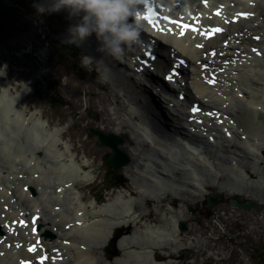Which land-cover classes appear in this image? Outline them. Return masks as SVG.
I'll return each instance as SVG.
<instances>
[{
    "label": "bare ground",
    "instance_id": "1",
    "mask_svg": "<svg viewBox=\"0 0 264 264\" xmlns=\"http://www.w3.org/2000/svg\"><path fill=\"white\" fill-rule=\"evenodd\" d=\"M177 1H179L180 4L175 7V10H181L182 14H184L182 11V6L189 7L191 11L194 9V7H198V10L201 13L206 11V9L200 5L199 0H176V2ZM249 1H254L255 5H250ZM209 2L210 4L208 11L212 9L211 6L224 3L230 4L231 2H234L233 7L228 5L225 10H228L231 13V11H234L233 8L236 7L237 11L242 9L255 13V17L253 16L251 18V15L244 14V17L237 20L234 24H227L228 33L221 37L224 40L233 33H236L238 34L237 37L240 38L239 33H242L243 39L241 45L245 46L247 50H249L250 47H258V50L262 55L261 59L264 60V0H209ZM60 11L61 10L58 12ZM222 18L223 14L220 15V19ZM215 21H218V19H215ZM76 23L78 22L67 23L65 28L62 29V32L58 34L62 41L67 40L68 29L70 26H73ZM250 33L251 36H261L259 43L252 42L250 38L244 39ZM95 36L96 35L93 33L92 37ZM157 40L162 42V44L165 43L167 45L166 48L168 53L174 52L177 56H184L189 63V67L184 75L186 85L181 88L186 92L185 99L182 102H179L176 99V95L169 91L164 97L163 103H166L168 106H175L179 108L180 112L176 117L177 120L182 119L185 115L191 117L187 113L185 114L184 108L186 104H189L190 102H197L201 104L206 110L217 109L222 114L228 115L227 120L233 119L234 122L232 126H229L227 130L232 132V136L229 139H225L223 133L218 132L215 134L217 136V143L225 146L226 148H234L233 151L229 152L230 156L227 159V164H229L232 170L236 173L234 174L236 177L233 180V183L238 186L243 182L246 184L247 181L255 183L256 178L251 175L252 172H250L249 169L244 165H241L239 161H241L243 158H247V155L254 156V158L259 161L262 160V158L258 155V150L264 149V146L258 142L256 145H249L250 137L247 132L250 125H254L256 128L258 127L260 124L259 115L264 116V68L259 70L254 68L258 67L260 58L255 57L249 53L250 51H247L245 54L249 53L251 55V58H247V62H249L248 67H252L250 69V72L252 73L250 82L248 81L247 71L242 72L241 69L235 67L234 69L227 72L229 79H225V83L229 82L231 83V86L229 88L225 86L220 88L219 83L217 87L221 89L222 93L221 96H218V92L207 85L208 79L203 80L198 77L199 72L198 67L195 65V61L202 59L203 56H201V53L205 51H203V49L198 50L193 46L190 35H186L183 38H176L174 35L170 36L157 34ZM223 40L213 38L209 41H205L203 45L205 48H207V50L209 48L217 47L218 51L226 53L228 50L231 53L232 46L226 47V45H222ZM235 41H230V45L235 43ZM27 46L36 49L38 52H41L39 47H33L30 45ZM235 47H237V45ZM91 55L97 56V52ZM237 58H239V55H236L234 60ZM205 62L209 63L210 61L209 59H206ZM6 66L7 64L5 62H0V104L5 103L7 105V107L2 106L0 112L3 120V128L5 129L9 126L7 123L8 120L14 123L15 129L17 127L28 128V130L31 131L33 135H35L34 141L39 145L33 147L31 151L20 150L18 152L13 151L11 153L12 150L8 143L9 138L3 134L0 135V156L4 154L9 158L8 162H6L7 164L0 166V214L5 213V217L0 218V224L3 225L5 222L10 224L14 219H18V214L21 211L24 213L30 212L29 214L39 212L40 218L38 219V223L40 224V232L48 230L50 231V234H52L54 228L57 227L59 229V234L55 235V239H53L52 242L48 239L44 240V246L48 247L49 250L56 249L61 253V256L58 258H61L62 260H71L72 264H95L92 251L96 250L103 258L105 264H109V262L104 259V248L108 245L114 230L117 227L127 226L130 223L135 222L137 213L135 210L134 201L124 198L122 193L119 192L118 197H115L111 200L110 198H107L106 202L103 204L98 203L95 198H93L92 202H89L86 205L81 203L82 195L77 194V192H73L72 190L74 189V191H77L76 184L78 183H80L82 186L91 184L95 175L89 170V167L85 168L87 164L78 162L75 155L71 153V149L67 143L68 127H63L60 129V132L63 131V133H60L59 130L55 128L57 123H61V125L64 126V117L61 116L59 120L51 122L49 127H45V125L41 122L42 116L38 114V111L43 110V107L39 108L33 104L32 113L29 117H27L24 111L16 109L14 106V104L16 106L28 104L34 91L35 97L38 99V97H41L44 94L45 90H51V86L55 82L48 81L43 76L44 81H46L45 88L38 92L37 88L35 90L31 89L30 95L26 97L25 91H19V86H28L30 83L24 78L13 80L10 75L11 73L8 72ZM245 68H247V66H245ZM160 69L161 65L157 64L156 70L160 71ZM237 70L239 72L238 78H236L235 75H232V72ZM131 74L135 78L139 77V75L135 74L134 72H131ZM240 78L242 80H240ZM125 79L128 80L129 78L125 77ZM172 80H174V78ZM143 81H145V79ZM146 82L150 88L154 87L152 83L155 82ZM134 83L135 85L138 84H136V82ZM137 87L144 92H146V89L149 90L143 85L138 84ZM129 88L130 87H119V89L122 90ZM56 94L58 96L61 95L59 89L57 90ZM121 96L128 97L130 103L135 101L136 105H140L144 109L147 107L149 112H151L148 104L145 103L144 106V102H142V100H148V97L138 91V89L134 93L135 99H133L124 91ZM204 98H208L213 106L209 105L211 103L207 105ZM99 99L103 104L110 103L109 96L107 94L105 96L102 95V97H99ZM113 100L114 107L118 109V112H125L126 114H129L131 120L134 122H131L129 125H127L120 119V114L111 113L108 109L104 108L103 118L101 119V128L105 132H111L116 135L120 134V138L122 139L126 135L124 133H127L130 136H133L135 139L134 143L132 140H129L130 142L127 143L129 146H135L141 151H160L159 159L163 161H171L173 158H179L177 153H182L185 162H182L181 165L185 168L178 169L175 166H178L179 163L175 162L173 163V170L177 169L179 171H190V175L195 176H198L201 172L210 171L212 178L215 180L221 179V166L218 160L214 157L215 155L212 154L210 148L211 146H209L206 141H199L203 140V136L199 137L198 139H186L185 131L187 132V130L185 127H172L171 129L177 132V135L184 137H181V143H178L174 140V142L179 144V147L181 148L180 151L176 152L172 147H167L161 143L155 145L156 142H154V140L151 142L149 140V134L152 132L150 129H148L146 123H144L141 119V123L136 122L137 119L135 112L132 110L127 112L125 105L118 102L116 95L113 96ZM52 104L53 101L47 100V106L49 109L51 108ZM73 105L75 104L73 103ZM160 106L156 105L155 107L158 110ZM244 106L245 108L243 109ZM234 107H237L238 110L234 111ZM29 110H31V106L29 107ZM70 112L73 115H78L72 104ZM247 115H249V120L247 119ZM197 117L201 118L202 120H208L206 115H198ZM51 119L54 118L51 117ZM71 125L77 126L76 121L72 120ZM214 125H216V121ZM199 127L200 126H197V130H199ZM239 129H242L241 133L239 132ZM252 129L253 131L257 130L255 128ZM9 133L16 134L15 131H10ZM242 135L246 136L245 140L240 139ZM73 142L77 145L76 148L80 149L83 155H85L86 147L83 145L84 142L82 140L76 139L73 140ZM245 145H248L251 148L246 153L243 151V146ZM44 150L48 151L54 158V167L51 166V163L53 162L47 164L48 168L52 169L53 171V178L46 175L42 164L39 162V156L44 152ZM136 153V155L139 157L138 159L143 162L138 163L136 168L137 170L142 168V171H145V176L150 174V178L152 179H148L149 182L154 183L155 185L164 184L165 181L163 180H168V178L171 179V176L178 178L179 172L171 171L170 175L165 174V168H163L161 164H159V168H143L150 167V165H146V162L151 160L148 157L146 158L140 156L138 150H136ZM240 153L243 154V156L239 155ZM159 159L156 160L157 163L159 162ZM256 164L259 165L260 163L256 162ZM2 169H5V171ZM191 180L195 181L196 179L191 178ZM238 180L240 182H238ZM53 185L56 186L53 187L54 191L51 192V187ZM211 187L215 188L214 185H211ZM126 188L130 195H143V192L137 190L136 187L130 185ZM57 190L60 192H57ZM218 191L230 196H235L236 194L242 195L241 193L236 192L233 188H219ZM164 193L167 194V192ZM169 193L175 198L186 200L185 197H180L173 190H170ZM205 193L206 187L205 184H203L201 196H203ZM63 195L66 197L69 195L70 199L73 200L67 215L64 214L61 206V198ZM246 198H249V194H246ZM53 200L55 203L51 207L50 204L51 201L53 202ZM26 202H28V204H26ZM158 208L162 209L163 205L159 204ZM246 209L260 210L262 207L249 203L245 210ZM45 210L48 211L49 219L43 221V214ZM180 220H182V216L180 215L178 219L173 220L172 230L175 232H178L177 228L175 227ZM66 224L70 225L68 231L64 230V226ZM0 228L1 230H4V225ZM26 230L28 229H17L18 236L11 237V240L16 242L23 241L24 237H26V239L29 237L30 240H33L34 236L25 234ZM160 232L162 233V231ZM145 234L147 241L145 243L138 244L137 250H131V253L136 255L147 254L151 264H170L169 259L166 261H158L154 257L155 250H164L165 248H168L167 244L161 239L157 242V244L152 243V239L158 237L159 235L158 230H155L153 226L148 225L146 227ZM134 237L135 232H132L130 235H124L118 240L117 248L119 251V256L113 260V264L118 262L121 264H127V254L129 253H127L126 250L131 247ZM11 240L6 239L5 242ZM40 249L42 248L36 249V252H38ZM0 251H3L5 255L4 257H0V264H19V261L17 260L18 258L24 260L25 258L31 259L33 257V255H30V253H26L24 251V246L16 249L13 245L7 248L1 244ZM176 251H178L177 248L174 252ZM162 254L164 256H169L167 253L162 252ZM54 256L55 255L51 253L49 255L51 258ZM47 261L48 260H46L44 264H47ZM55 263L58 264L57 262Z\"/></svg>",
    "mask_w": 264,
    "mask_h": 264
},
{
    "label": "rangeland",
    "instance_id": "2",
    "mask_svg": "<svg viewBox=\"0 0 264 264\" xmlns=\"http://www.w3.org/2000/svg\"><path fill=\"white\" fill-rule=\"evenodd\" d=\"M42 3H45L44 0H0V62H5L7 64L6 68L8 72L13 74L16 79L24 78L28 80L30 83L28 86H19V91H25L26 97L30 95L31 89L45 88L46 81H44L43 76L48 81L59 83L61 97L67 103L66 107L49 109L47 106L48 99H36L35 91L32 93L28 104L18 106L14 104V106L16 109L22 111L31 106L28 116L32 113L33 104L39 108L43 107V110L38 111V114L42 116L41 120L46 124V127H49L51 122L59 120L61 116L64 117V126H62L61 123H57L55 128L60 132L61 128L68 127L67 143L77 160L80 163H86L91 166V170L95 172V178L90 187L95 195L100 197L101 192L99 187L101 184L99 181L104 169L101 158L108 153L109 150L105 147L98 146L94 137H86L85 134L87 129L89 127L101 129L99 121L103 118L104 108L108 109L111 113L120 114V119L127 125L134 122L131 120L129 114L125 112L119 113L118 109L114 107V95L117 96L119 103L125 105L127 112L129 110L135 112L137 116L136 122H140L141 119L146 123L148 129H150L154 136L155 145L158 143H165L166 145L171 144L170 137L173 135V132L160 127L156 120L146 113L144 108L140 105H136L135 101L130 103L128 97L121 96L124 91L135 99L134 93L137 89L133 84L123 81L119 77L116 69L111 66L109 61H106L101 53L98 52L100 54L99 56H93L84 50L83 45L85 41L92 40L91 37L86 38L79 44V47L72 44L69 45L79 51L78 57H82L80 61L81 66L86 69L85 72H82V75L84 77L87 76V78L84 81H80L79 78L75 76L76 74L72 73V64L75 62V56L77 54L75 52L65 51L64 48L61 47L62 43L58 36L60 30L67 24V21H65L66 17H59V12H38L37 6ZM47 14L54 15V17H48ZM43 43L44 47L41 49V52L28 46L25 47L27 44L40 46ZM51 47H53V49H51ZM88 48L91 52L96 53L98 49L97 40H95L94 46L89 45ZM54 50L57 51L54 52ZM48 57H52L51 67L45 66ZM86 57L92 60L88 64ZM92 69H95L97 73L95 79L93 78V74L90 73ZM234 73L235 72H233V74ZM17 74L20 76L16 77ZM251 74L250 71H247L248 76ZM240 80L242 79L240 78ZM98 85L102 89L98 88ZM119 87L130 88L122 90L119 89ZM106 94L109 96L110 103L103 104L99 101V96L102 97V95L105 96ZM204 100L206 102L208 98ZM73 103L75 105H73ZM209 103L211 102H206V104ZM71 104L77 111L78 116H73L70 112ZM209 105L212 106L213 104L211 103ZM2 106L7 107L5 103L0 104V112ZM244 108L245 106L243 109ZM234 110H238L237 107H234ZM51 117L54 119H51ZM247 119L249 120V115H247ZM72 120L76 121L77 126L71 125ZM2 121L0 115V135L3 134L9 138L11 152L34 143V138L31 133L22 129L16 134H10V130L15 129L14 123L8 120L7 123L9 126L4 129ZM248 130L250 133L253 132L251 127H249ZM60 133H63V131ZM124 134H126L127 138L121 148L129 152L132 156V160L129 165L130 167L126 171L125 169L127 167L124 169L127 181L123 186L131 185L137 189H143L145 191L144 196L140 194L130 195L125 188L119 191H107L106 195L101 196L100 202H105V196L112 199L118 197L120 192L124 198L131 199L135 203L137 217L134 223H136V225L135 227L133 223L128 225L131 231L133 230V233L135 232V237L131 247L126 250V252L129 253L127 254V264H151L147 254L136 255L131 253V250H137L138 244L147 241L145 230L148 225L153 226L154 229L159 232L158 237L152 239V243L157 244L161 239L168 247L164 250H155L154 255L156 260L169 259L170 264H180L177 259H179L178 255H181L180 258L183 257L188 260L187 264H254V257H252L251 253L248 251L249 246H264V165L261 167H254L258 171L256 175H252L257 179L255 183L247 181L246 184L243 182L239 186L235 185L233 183V171L224 162V157L228 155L231 149L222 147L215 152L213 151L214 157L221 166V179L215 180L212 178L210 171L201 172L198 176L190 175L187 171L181 172L178 176L180 179H185L188 182L190 178H194L196 179V185L192 186L189 185V183L183 184L179 179H170L164 184L155 185L150 182L151 184L147 187H142V183L145 182L146 179L141 175L145 174V171H142V168L137 170L136 165L142 163V161L135 158L134 154H136V150H138L141 156H146L145 154L148 152L154 154V150L150 149L152 152L141 151L135 146H129L127 142L132 140L134 143L135 139L127 133ZM250 137L253 138L252 135ZM256 137L261 143H264V127L257 128ZM75 139L84 142L83 145L86 147L85 153L88 158L84 157L82 151L76 148L77 145L73 142ZM260 155L264 157V150L260 151ZM43 158L44 156L41 157V159ZM47 158H50V156L47 155ZM8 160L9 158L2 154L0 156V166L7 164L6 162H8ZM246 161L250 167L253 166L252 160L248 159ZM2 170L5 171V169ZM44 170L47 176L54 177L52 169L47 168ZM148 177H151L150 174ZM203 184L208 186L206 193L209 194L210 197L216 194L222 195V200L216 206H203L202 200L205 199L206 196V194L201 196ZM211 185L222 189L233 188L236 192L242 194L238 196V198L244 201L248 199L250 203L258 205L262 207V209L244 210L232 207L228 204V199L233 196H225L223 193L218 192L217 189L210 188ZM55 186L56 185H53L51 187V192L54 191L53 187ZM86 187L77 184V191L72 190L84 197L81 201L83 204L92 200ZM171 189H174L181 196L185 197L187 201L182 200V203H178L170 194H168L167 198L160 196L161 190L169 191ZM246 194H249V198H246ZM61 200L62 210L64 214L67 215L73 200L70 199L69 195L68 197L63 195ZM54 203V200L53 202L51 201L50 206L52 207ZM159 203L163 204L162 209L157 207ZM26 204H28V202H26ZM187 206L194 208L196 212L187 211ZM209 213L212 216L209 217ZM179 215L182 216L181 221L186 223L187 231L185 232L179 230L175 232L172 230L173 220L178 219ZM43 218L44 220L49 219L47 210L44 211ZM181 221H179L178 224ZM66 226L68 225H65L64 230H66ZM160 231H162V233ZM56 234H59V229L57 227L54 228L52 232V236H54L53 239H55ZM234 236L237 237V240H234ZM238 241L245 242L244 249L234 246L235 242ZM176 248L178 251L174 252ZM162 252L169 254V256H164ZM92 256H94L95 264H105L103 258L96 250L92 251ZM63 264H72V261L68 260ZM115 264L121 263L118 262ZM261 264H264V260Z\"/></svg>",
    "mask_w": 264,
    "mask_h": 264
},
{
    "label": "clouds",
    "instance_id": "3",
    "mask_svg": "<svg viewBox=\"0 0 264 264\" xmlns=\"http://www.w3.org/2000/svg\"><path fill=\"white\" fill-rule=\"evenodd\" d=\"M176 0H51L37 6L38 12L69 10V17L83 16L68 29L69 44L82 43L93 33L99 41L97 51L123 57L125 50L141 42L145 30L144 17L156 10L172 11ZM187 14L191 9L182 6ZM130 21V22H129ZM86 59H90L86 57Z\"/></svg>",
    "mask_w": 264,
    "mask_h": 264
},
{
    "label": "water",
    "instance_id": "4",
    "mask_svg": "<svg viewBox=\"0 0 264 264\" xmlns=\"http://www.w3.org/2000/svg\"><path fill=\"white\" fill-rule=\"evenodd\" d=\"M96 133L99 134L97 131H96ZM117 143H121V140L116 139V138L114 139L112 135H108V136L100 135L99 144L100 145H108V146L113 148V153H112V155L110 157V160L113 163L114 169H117L118 165L126 164L129 161V159L126 157L125 153L123 151L118 150L116 148V144ZM215 203H216V201L212 202V203H209V204L210 205H215ZM248 204L249 203L237 204L236 202H232L233 206L237 205V206H240L242 208L248 207ZM180 229L181 230H186V227H185V225L183 223L181 224Z\"/></svg>",
    "mask_w": 264,
    "mask_h": 264
},
{
    "label": "snow or ice",
    "instance_id": "5",
    "mask_svg": "<svg viewBox=\"0 0 264 264\" xmlns=\"http://www.w3.org/2000/svg\"><path fill=\"white\" fill-rule=\"evenodd\" d=\"M218 14V13H217ZM155 17H156V14L155 13H150V14H148V15H146L145 17H144V21H147L149 24H152V26L153 27H156V25H155V23H154V19H155ZM164 19H167V18H164ZM169 23H175L174 21H169ZM180 29H181V34H183V32L184 31H187V30H192V31H195L196 29H194V28H192V29H189V26H187V25H182V24H178L177 25ZM212 32H219V31H221V29H212L211 30ZM199 46V45H198ZM172 77L171 76H169L168 77V79H171ZM192 111L195 113L196 111H198L196 108H193L192 109ZM35 230V229H34ZM28 251L29 252H33V251H35V248L34 247H29L28 248ZM43 259L44 258H42L41 259V262H40V264H43ZM21 264H25V262H21Z\"/></svg>",
    "mask_w": 264,
    "mask_h": 264
},
{
    "label": "trees",
    "instance_id": "6",
    "mask_svg": "<svg viewBox=\"0 0 264 264\" xmlns=\"http://www.w3.org/2000/svg\"><path fill=\"white\" fill-rule=\"evenodd\" d=\"M115 253V252H114ZM114 253H113V255H114ZM262 253H264V248L262 247V246H260V247H258V248H256V249H254L253 250V254L257 257L258 256V258H256V264H259V259H261L262 257H264L263 255H262ZM185 263V261H183L182 262V264H184Z\"/></svg>",
    "mask_w": 264,
    "mask_h": 264
}]
</instances>
